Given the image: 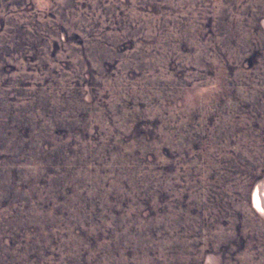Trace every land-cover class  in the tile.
I'll use <instances>...</instances> for the list:
<instances>
[{
	"label": "rangeland",
	"instance_id": "obj_1",
	"mask_svg": "<svg viewBox=\"0 0 264 264\" xmlns=\"http://www.w3.org/2000/svg\"><path fill=\"white\" fill-rule=\"evenodd\" d=\"M0 264H264V0H0Z\"/></svg>",
	"mask_w": 264,
	"mask_h": 264
},
{
	"label": "bare ground",
	"instance_id": "obj_2",
	"mask_svg": "<svg viewBox=\"0 0 264 264\" xmlns=\"http://www.w3.org/2000/svg\"><path fill=\"white\" fill-rule=\"evenodd\" d=\"M254 199H255V202L256 203H259V198H258V195H257V192L256 191H255Z\"/></svg>",
	"mask_w": 264,
	"mask_h": 264
}]
</instances>
